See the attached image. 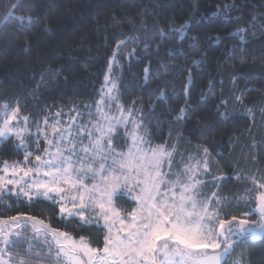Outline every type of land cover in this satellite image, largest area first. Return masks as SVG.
Segmentation results:
<instances>
[{
    "label": "trees",
    "instance_id": "16d2710c",
    "mask_svg": "<svg viewBox=\"0 0 264 264\" xmlns=\"http://www.w3.org/2000/svg\"><path fill=\"white\" fill-rule=\"evenodd\" d=\"M16 3L0 0V37L9 38L0 39V105L19 103L22 114L41 126L45 116L57 111L91 110L100 99L117 41L127 39L112 68L122 85L120 102L131 107L138 101L152 143L175 146L177 162L207 147L213 171L230 178L222 184L224 211L238 218L249 212L250 220L258 219L255 201L245 195L251 182L234 176L264 175V0H23L33 7L13 12ZM225 4L234 8L225 10ZM184 24V35L172 34ZM239 28L247 29V43H241ZM161 30L167 38L159 36ZM48 69L63 74L41 81V72ZM185 107L187 114L176 120ZM29 125L34 132L35 124ZM16 145L14 139L2 144L0 164L23 160ZM116 204L124 210L135 207L125 198ZM20 213L60 230L79 231L77 224L66 228L67 220L50 202L0 198V219ZM27 247L14 256H23ZM39 249L27 264H48L44 252L36 259ZM236 252L245 264H264V236L242 240Z\"/></svg>",
    "mask_w": 264,
    "mask_h": 264
},
{
    "label": "snow or ice",
    "instance_id": "6c2138e0",
    "mask_svg": "<svg viewBox=\"0 0 264 264\" xmlns=\"http://www.w3.org/2000/svg\"><path fill=\"white\" fill-rule=\"evenodd\" d=\"M19 7L33 5L18 0L12 11ZM233 8L224 5L225 10ZM186 29L187 24L181 25L172 34L182 36ZM246 31L237 30L241 43H247ZM158 34L168 37L163 30ZM126 44L127 39L116 43L94 113L72 109L65 121L63 111H57L51 118L45 116L41 127V122L22 114L19 103L0 105V140L15 138L17 150L24 152L22 161L0 164V198L7 194L29 202L51 201L58 206L61 220H67L66 228L72 224L79 228L60 230L23 213L0 219V264H27L32 259L36 245L16 231L27 229L28 222L33 239L44 238L36 259L44 252L48 264H228L226 257L234 255L235 239L264 233V175L234 176L252 184L245 195L255 201L253 211L259 214L258 227H253L249 212L238 218L224 211L222 184L230 178L218 169L213 171L207 147L196 157L181 156L177 162L175 146L152 143L143 108L135 106L138 101L131 107L120 102L122 85L111 72L116 52L122 53ZM128 55L134 56L135 50ZM150 73L149 64L144 68L145 81ZM62 74L59 69H48L41 72L40 80ZM186 114V107L181 108L176 120ZM29 123L35 124V134ZM122 139L123 145L119 143ZM122 193L135 207H118L115 201L125 198ZM26 244L24 255L16 258L14 253Z\"/></svg>",
    "mask_w": 264,
    "mask_h": 264
},
{
    "label": "rangeland",
    "instance_id": "374dc122",
    "mask_svg": "<svg viewBox=\"0 0 264 264\" xmlns=\"http://www.w3.org/2000/svg\"><path fill=\"white\" fill-rule=\"evenodd\" d=\"M111 75L113 76V73L112 72H111ZM101 107H103V106H101ZM95 110H96V106L93 107L90 111H92L94 113ZM111 111L113 113L116 112V110H115L114 107L111 109ZM64 120L67 121V115H64ZM41 127H43V124H42ZM28 128L30 130V125H28ZM35 131L34 132H31V130H30V132L33 133V134H35ZM121 131H123V129H121ZM26 135H27V133H26ZM11 139L16 140L15 138H11ZM4 142L5 141L0 140V147L2 146V144ZM5 196H9V197H13V198L18 199L16 196H10V195H7V194ZM122 196H124L125 199H128V200L131 201L130 198H127V194L126 193H122ZM19 199L28 201L26 198H19ZM40 200L45 201L43 198H41ZM35 201L36 200L31 201V202H35ZM47 202L52 203L51 201H47ZM115 203H116V201H115ZM248 218L250 219V217H248ZM258 220H259V214H258V219L257 220H252L253 221V225H252L253 227H258V224L256 223V221H258ZM28 223H29V227L27 229H23V230L22 229H16V231H20L23 237H26L30 242L34 243L39 248L43 247V239L44 238L41 236V237H38L37 239L34 240L33 237H34L35 234L33 233V230L31 228V222H28ZM102 224H103V221H101V225ZM263 236H264V233H259L255 238H253L250 234H248V235L242 236V237H240L238 239H235V241H234V248H233L234 255H232L231 257H226V259H228V264H236L237 261H239V264H245L243 257L239 253L236 252L237 246L240 244V242L242 240L249 239L252 242H256V241L261 240L263 238Z\"/></svg>",
    "mask_w": 264,
    "mask_h": 264
}]
</instances>
